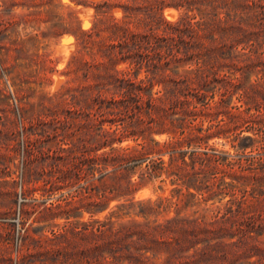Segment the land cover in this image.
Wrapping results in <instances>:
<instances>
[{
    "label": "trees",
    "instance_id": "1",
    "mask_svg": "<svg viewBox=\"0 0 264 264\" xmlns=\"http://www.w3.org/2000/svg\"><path fill=\"white\" fill-rule=\"evenodd\" d=\"M167 5L186 11L168 20ZM95 7L92 27L73 31L81 48L70 61L88 82L56 93L47 111L57 120H46L44 107L31 121L25 164L57 166L41 173L43 190L83 180L71 197L44 205L42 218L60 227L34 237V255L56 264L256 263L246 258L262 257L264 248L241 253L262 234L248 194L264 190L246 172L254 162L243 160L258 139L241 134L244 126L264 130V104H257L264 82L246 79L258 66L264 77V0H98ZM257 107L261 113H251ZM232 136L237 154L209 144ZM108 177L110 186L97 185ZM154 179L169 180L172 196L136 199ZM227 196L210 217L182 214L194 198ZM111 199L120 202L103 219L72 220L81 208L107 210ZM59 217L67 220L54 222Z\"/></svg>",
    "mask_w": 264,
    "mask_h": 264
},
{
    "label": "rangeland",
    "instance_id": "2",
    "mask_svg": "<svg viewBox=\"0 0 264 264\" xmlns=\"http://www.w3.org/2000/svg\"><path fill=\"white\" fill-rule=\"evenodd\" d=\"M0 0V264H22V258L31 254L30 264H56L53 260L44 261L38 255L39 246L34 237L40 239L43 234L52 235L60 226H52L42 218L44 205L53 201H63L81 189L82 181L61 182L56 190L44 191L42 179L43 170L48 173L57 169L54 165L27 166L29 158L27 150L34 145L35 127L31 121L45 109L46 120H57L51 116L47 108L55 105L54 96L59 91L69 92L80 84L88 81L83 77L77 64H71L72 55L80 47L78 38L73 31L87 30L92 27L95 18V2L98 0ZM186 11L185 8H176L167 5L163 15L168 20H176ZM114 14L120 17V9H114ZM245 71L247 63L244 64ZM126 63L118 65L124 68ZM254 82H264L262 67L258 66L249 72L246 79ZM157 87V86H156ZM259 105L264 104L262 97L258 98ZM247 107V105L245 104ZM260 114V108L252 109L251 113ZM241 136H256L255 146H248L243 154L245 162L251 168L247 170L251 181L264 190V130L256 131L244 126ZM255 133V134H254ZM164 140L167 134L156 135ZM233 136L215 137L209 144L219 150L237 154L239 151L232 144ZM133 140H126L122 145L134 144ZM167 159V156H165ZM67 170V166H62ZM99 174L96 175V177ZM41 179L40 181L38 179ZM134 178H137L135 176ZM97 185L104 187L111 185L108 177L104 182L96 180ZM172 185L169 180L162 183L160 179L145 182L135 193L136 199H157L171 197ZM222 202L209 200L207 203L194 198V207L184 210L182 214L212 216L218 207H224ZM120 201L111 199L107 210L92 215L80 210V217L72 218L80 222H94L103 219ZM214 202V203H213ZM249 204L256 206L258 213V231L262 234L259 241L247 243V250L241 254L249 255L253 246L264 248V193L254 198L248 194ZM209 210H206V209ZM196 210L198 212L196 213ZM175 208H171L169 216L175 215ZM66 218H56L54 222L63 223ZM256 235V234H255ZM252 248V249H251ZM244 255L241 259H244ZM240 259V260H241ZM247 261H256L254 264H264L263 256L256 253L246 258ZM245 264H251L245 262Z\"/></svg>",
    "mask_w": 264,
    "mask_h": 264
}]
</instances>
